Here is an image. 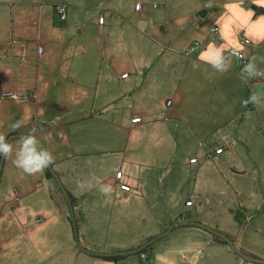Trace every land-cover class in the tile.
Instances as JSON below:
<instances>
[{"label":"crops","instance_id":"obj_1","mask_svg":"<svg viewBox=\"0 0 264 264\" xmlns=\"http://www.w3.org/2000/svg\"><path fill=\"white\" fill-rule=\"evenodd\" d=\"M11 1L0 0V50H7L4 61L0 64V134L5 135L6 139L9 135H15L11 139L21 136L19 132H27L33 128L36 129L35 135L46 131L52 124L43 121L44 117L49 116L50 119L64 121L65 140L73 145V152H87L89 158V153L95 155L99 147L113 148L116 144L119 145L121 141L118 131L125 127L127 131H140L147 125V119L151 120L161 113L164 118L174 116L180 123L189 125V132L184 130L186 137H198L203 131L210 132L218 126H226L227 121L233 117L237 119L234 128L237 135H241L244 128L248 133L256 130V123L263 124L264 95L257 97L260 106L254 103L245 105L243 101L249 100L253 93H264V73L262 78L248 77V73L243 70L244 66L253 60L252 51L257 50L259 54L264 52V40L254 41L252 37L245 35L244 30H239L235 39L243 46L246 58L239 61L236 56L225 55L226 50L224 55L229 56L230 65L224 72L217 71L211 64L199 58L209 43H214L217 47L226 45L216 23V20L226 13L225 4H239L246 11L255 12L256 5L253 0H154L152 3L145 1L144 6L140 4L136 8L137 2L140 3L137 0L133 8L136 12L133 21L128 20L126 16L121 17L123 10L121 11L118 3L102 0L96 6L99 15L97 26L95 25L97 29L104 31V54L108 52V56L102 58L95 56L97 44L93 42L94 29L86 21L88 13L84 10L83 0H14L20 7L21 15L24 10L26 15V19L20 20L17 26V37L20 40L19 67H15V62L7 57L14 47L8 43V38L13 35L14 30L13 26H9L10 30L6 28L9 23H6L7 18L3 17V13L8 10L7 4L13 5ZM61 3H65L64 17L55 9ZM103 5L108 10L107 18L101 12ZM200 9L207 11L200 15ZM10 15L13 16L12 9ZM261 15H264V12L255 14L252 19L256 20ZM100 16L103 17V22H99ZM9 20L12 25L13 19ZM215 25L218 30L213 33L211 28ZM118 34L121 35L122 41L119 40ZM246 37L249 42L244 43ZM94 40L98 45L101 42L98 36H94ZM195 42H198L199 46L188 51V47ZM38 45L42 46L41 53L38 52ZM23 46L27 49L25 57L21 56ZM16 69H20V72L14 73ZM98 70H104L106 74L101 81L99 77L95 78L96 74L102 75ZM119 70L120 80L116 85L111 74H118ZM261 72H264V67ZM124 73L126 75L123 76ZM49 82L59 84L60 94L45 95L48 87L44 86ZM32 91L34 93L30 96ZM7 92H19L21 96L13 98L2 95ZM120 95H123L127 102L116 105L117 96ZM168 100L169 104L166 103ZM125 109L127 112L124 113ZM119 110L122 112L120 116ZM134 116H139L141 121L133 122L131 117ZM248 117L249 121L246 122ZM202 118L204 122L199 120ZM17 122H20L21 126L13 131L11 126ZM77 127L79 132L75 133ZM202 142L203 139H200L197 147L203 148V156L207 157L205 154L211 149L203 147ZM89 143L92 148H82ZM221 145L214 149L217 155L224 151L222 148L216 152ZM132 154H135L133 150L129 151L126 157L134 161L135 166L144 168V162ZM120 157H124V154L118 155L115 160ZM191 157L196 160L190 161ZM112 161V158H108L105 163L98 164L89 159L85 166L89 173L88 182L90 178L96 179L93 182L103 181L104 185H111L112 189L126 198L131 189L136 190L143 196H140L141 199L146 200L144 192L135 186L140 182V178L136 176L137 179H134L136 177L130 173L134 168L123 173L116 167L115 173L111 171L106 175V171L111 170L113 166ZM197 161L196 155L189 157L191 164ZM117 171L121 172L119 177L116 176ZM120 184H128L130 187L124 190ZM72 196L75 197L73 194ZM187 201L189 199L185 203ZM190 204L192 202L186 205ZM170 228L171 224H168L167 220L161 221L148 239L159 232H168ZM68 238L72 240L73 235ZM109 239L108 232L105 240ZM94 244L85 239L83 247L96 253L110 252L108 246L96 249ZM138 245L129 243L120 247L119 252H132L114 257L92 254L85 250L81 253L73 252L72 249L65 251L66 258L59 251L54 252L52 256L58 258L59 264H112L114 259L124 261L126 257L136 256L137 253L141 254V258L147 259V250L152 249L151 244L144 249ZM240 250L253 254L242 247ZM133 262L135 263H125ZM186 264H190V261Z\"/></svg>","mask_w":264,"mask_h":264},{"label":"rangeland","instance_id":"obj_2","mask_svg":"<svg viewBox=\"0 0 264 264\" xmlns=\"http://www.w3.org/2000/svg\"><path fill=\"white\" fill-rule=\"evenodd\" d=\"M15 1H11L13 5L7 4L8 10L3 13V17L10 24L6 28L10 30L9 26H13L14 30L8 38L9 46L14 47L7 57L15 62V67H19L20 40L17 37V26L20 20L26 19V15L25 10L21 15ZM100 1L83 0L84 10L88 13L86 21L94 29L92 33L93 42L97 44V58L108 56V52L104 54V31L96 27L99 15L96 6ZM110 1L118 3L122 8L121 17L134 20L136 12L133 8L137 0ZM139 1L144 6L145 1L152 3L154 0ZM105 7L103 5L101 12L107 18L109 15ZM11 9L13 16L10 15ZM10 18L13 19L12 25L11 20L8 21ZM94 36L101 40L99 45ZM117 36L122 41L121 35ZM3 50H0V64L7 51ZM252 53L254 60L251 61L257 69L263 71L264 52L259 54L255 50ZM120 71L115 75L110 73L116 85L119 84ZM16 72H20V69H16ZM98 72L102 75L96 74L95 78L99 77L101 81L106 74L104 70ZM47 87L45 95L60 94L58 83H46L44 88ZM117 98L116 105L127 102L123 95ZM123 112H127V109ZM121 113L119 110L118 116ZM177 120L174 116L164 118L161 113L151 120L147 119V125L140 131H127L125 127L118 131L121 141L119 145L113 148L99 147L102 149L98 148L95 155L89 153L88 158L87 152H73V145L65 140L64 121L44 117L43 122L52 125L46 131L36 133L38 145L52 153L54 161L50 168L56 172L64 188L76 197L70 193L74 202L72 208L78 244L83 247L87 239L95 243L96 249L108 246L109 253L119 252L118 248L129 243H138V246L143 247L154 237L148 239L159 222L167 220L174 227L151 243L152 249L147 250V259L137 253L136 256L126 257L124 261L114 259L112 264L131 261H135L133 264H165L166 261L171 264H186L189 261L190 264H264L244 260L238 253L242 247L264 260V121L261 125L256 123V130L246 133L244 128L242 134L237 135L234 129L237 119L233 117L227 121L226 126H218L210 132L203 131L198 137H186L184 130L189 132V125ZM199 120L204 122L203 118ZM245 121L248 122L249 117ZM239 124L238 121V128ZM78 132L77 127L75 133ZM20 137L9 141L12 152L8 158L3 159L0 174V264H59L58 258L52 256L54 252H62L66 258L67 249L81 253L84 247L80 249L81 246L74 239L69 205L53 174L50 172L48 175L44 169L42 173L28 175L16 167L14 160L21 143ZM200 139H203V147L212 150L206 152L207 157L203 156V148L197 147ZM218 145L224 149L219 155L214 152ZM92 147L90 143L82 146L83 149ZM131 150L135 153L132 154L134 157L144 162L142 165L145 169L135 166V162L126 157ZM120 154H124V157L115 160ZM195 155L198 161L191 164L189 157ZM108 158L113 159V166L106 171V175L114 172L116 167L123 173L134 168L130 173L140 178L135 186L144 192L147 201L142 200V195L132 189L127 198L112 188L110 194H102L98 188L104 182H93L96 179L90 177L93 184L90 190L85 188L82 191L78 188L77 181H83L85 187L89 184V173L85 169L89 159L100 164ZM187 199L192 202L189 206L185 203ZM190 221L205 227L192 224L175 226ZM108 232L110 239L106 241ZM215 234L229 239L236 250L226 240L217 242ZM71 235L72 240L68 238Z\"/></svg>","mask_w":264,"mask_h":264},{"label":"clouds","instance_id":"obj_3","mask_svg":"<svg viewBox=\"0 0 264 264\" xmlns=\"http://www.w3.org/2000/svg\"><path fill=\"white\" fill-rule=\"evenodd\" d=\"M253 3L258 7L264 8V0H253ZM224 7L226 13L222 14L216 20V23L219 26L220 36L226 42V45L217 47L214 43H209L207 49L204 50L199 57L201 60L211 64L212 67L219 72L226 71V68L230 65L229 56L243 58L241 55L244 51L243 46L235 39L239 30H244L245 35L252 37L254 41L264 40V15L253 20L252 17L255 15V12L252 10L246 11L244 8L240 7L239 4H225ZM226 50L229 52V56L224 55ZM194 67H196V65H194ZM243 71L248 73V77H259L264 73L259 71L252 61L244 66ZM259 95H264V93H253L249 100H245L243 103L245 105L254 103L260 106L257 100ZM20 126V122H17L13 124L11 128L13 131H16ZM35 132L36 129L33 128L26 135H21V143L14 160L16 167L28 175L42 173L44 169L54 161V156L50 151L37 146L38 141ZM11 152L12 144L6 141L5 135L0 134V156L8 158ZM77 186L83 191L85 188L90 190L93 184L89 182L87 187H85L83 181H77ZM111 190V185L102 184L98 188V191L105 195L110 194ZM157 259L161 258L157 257ZM165 264H171V262L166 261Z\"/></svg>","mask_w":264,"mask_h":264},{"label":"water","instance_id":"obj_4","mask_svg":"<svg viewBox=\"0 0 264 264\" xmlns=\"http://www.w3.org/2000/svg\"><path fill=\"white\" fill-rule=\"evenodd\" d=\"M206 9H200L198 14L200 15H204L206 13ZM19 135H22V134H19ZM12 136H15V135H9L7 137V142L9 141V139H11ZM37 139V138H36ZM38 147H40L39 145H37ZM41 148V147H40ZM3 159L4 157L1 156L0 157V174H1V168H2V164H3ZM48 169H50V172L53 174V176L56 178L57 182L59 183V186L63 192V195L65 197V199H67V202H68V205H69V214H70V217H71V221H72V229H73V233H74V239L78 244V240H77V229H76V219H75V214H73V208H72V203H71V199H69V195H68V192L67 190L64 188V186L62 185V183L59 182V179H58V176L56 174V172L50 168V165L47 167ZM197 225V226H202V227H205L203 226L202 224L200 223H197V222H194V221H190V222H182V223H178V224H175V226H178V225ZM167 231H163L161 233H159L157 236H154L153 238H151L149 241L146 242V244L141 247V248H144L146 245L148 244H151L153 243L154 241H156L157 239H159V237L163 236L166 234ZM220 237H222L224 240L228 241L229 239H227L226 237H223L222 235H220ZM229 242V245L231 246V248L233 250H236V248L234 247V245L232 244V242L228 241ZM81 246V245H79ZM83 247L81 246L80 249H82ZM83 250L87 251L86 249L83 248ZM136 250H139V249H136ZM89 253H92V254H101V255H105V256H111V257H114V255H118V254H129V252H132V251H128V252H113V253H96V252H92V251H88ZM239 255L243 256L245 259L247 260H250V261H255V262H259V263H264V260L260 259L259 257H250L248 255H245L241 250L238 251Z\"/></svg>","mask_w":264,"mask_h":264},{"label":"built area","instance_id":"obj_5","mask_svg":"<svg viewBox=\"0 0 264 264\" xmlns=\"http://www.w3.org/2000/svg\"><path fill=\"white\" fill-rule=\"evenodd\" d=\"M140 5V3L139 2H137V4H136V8L138 7ZM64 8H65V3H61L60 5H57L56 7H55V9H56V12L58 13V14H60L61 15V17H64L65 16V13L63 12L64 11ZM99 22H103V17L102 16H100L99 17ZM217 30H218V27H217V25H215V26H213L212 28H211V31L213 32V33H215V32H217ZM246 42H249V39H247V37L246 38H244V43H246ZM199 46V44H198V42H195L193 45H190L189 47H188V51H191V50H193L194 48H196V47H198ZM26 51H27V49H26V47L25 46H23V48H22V50H21V56L22 57H25V55H26ZM38 52L39 53H41L42 52V46L41 45H38ZM225 55H229V52L227 51L226 53H225ZM241 55H242V59L241 58H238L239 59V61H244L245 60V58H246V56L243 54V52L241 53ZM124 75H126V73H124L123 74V76ZM259 77H263V73L259 76ZM2 95H8V96H10V97H13V98H16V97H18V96H21L19 93H15V92H7V93H3ZM23 96V95H22ZM166 103H168L169 104V100L168 101H166ZM131 120L133 121V122H139V121H141V119H140V117L139 116H134V117H131ZM221 149L222 148H218L217 150H216V152H219V151H221ZM205 156H207L206 154H205ZM196 160V158L195 157H191L190 158V161H195ZM121 175V172L120 171H117L116 172V176L117 177H119ZM120 187L122 188V189H124V190H127V189H129V185L127 184H120ZM191 201L189 200V201H187L186 202V204H189Z\"/></svg>","mask_w":264,"mask_h":264},{"label":"trees","instance_id":"obj_6","mask_svg":"<svg viewBox=\"0 0 264 264\" xmlns=\"http://www.w3.org/2000/svg\"><path fill=\"white\" fill-rule=\"evenodd\" d=\"M254 10H255V14H259V13H261V12H264V8H262V7H258V6H254ZM29 131H27V132H19L20 134H24V135H26L27 133H28ZM7 140V139H6ZM1 157V156H0ZM45 171H46V173L49 175L50 174V170L48 169V168H45ZM68 192V195H69V199H71V203H72V205H73V198L71 197V194H70V192L69 191H67ZM171 227H174L173 225H171ZM215 239H217L218 241H225L222 237H220V235L219 234H215ZM146 246H150V244H148V245H146ZM138 247H140V246H138ZM242 251V250H241ZM245 255H248V256H250V257H257L256 255H254V254H250L249 252H246V251H242Z\"/></svg>","mask_w":264,"mask_h":264}]
</instances>
